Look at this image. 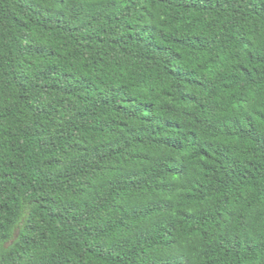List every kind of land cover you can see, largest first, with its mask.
Here are the masks:
<instances>
[{
	"label": "trees",
	"instance_id": "trees-1",
	"mask_svg": "<svg viewBox=\"0 0 264 264\" xmlns=\"http://www.w3.org/2000/svg\"><path fill=\"white\" fill-rule=\"evenodd\" d=\"M0 264H264V0H0Z\"/></svg>",
	"mask_w": 264,
	"mask_h": 264
}]
</instances>
